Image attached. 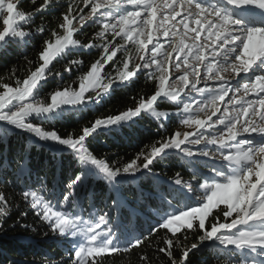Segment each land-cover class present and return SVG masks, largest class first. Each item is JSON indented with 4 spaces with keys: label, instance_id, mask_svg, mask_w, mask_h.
I'll use <instances>...</instances> for the list:
<instances>
[{
    "label": "snow or ice",
    "instance_id": "obj_1",
    "mask_svg": "<svg viewBox=\"0 0 264 264\" xmlns=\"http://www.w3.org/2000/svg\"><path fill=\"white\" fill-rule=\"evenodd\" d=\"M20 2L0 0V47L24 42L32 34L26 27L38 14L42 23L34 31L48 35L36 61H27L35 66L23 78L15 69L7 81L0 78V138L19 130L55 151L69 152L77 163L79 170L59 204L63 210L53 208L35 190L19 193L53 234L69 239L67 264H102L109 257L142 249L160 230H166L163 246L154 251L169 264H190V254L203 246L227 254L225 264H264V0H31V11L21 10ZM55 9L63 10L55 27L46 28L43 14ZM88 27L96 29L91 40L75 38ZM93 49H101L99 57L72 84L61 87L63 75L53 71V61L72 51ZM83 67L82 60L71 59L63 72ZM141 75L154 84L151 94L133 97L134 107L96 118L78 132L62 137L29 119L51 122L66 110L83 111ZM50 77L56 88L38 98ZM162 99L175 102L174 113L156 111ZM201 112L207 113L205 118H200ZM142 113L165 121L174 115L184 130L161 135L131 160L114 165L90 151V139L100 130L130 126ZM166 130L161 121L158 131ZM170 153L188 166L191 176L185 181L177 172L168 179L169 188L159 195L170 210L158 213L148 236L128 233L122 239L109 226L110 211L98 219L90 213L85 219L77 189L87 180H105L117 194L111 207H119V186L138 173L158 176L155 163ZM193 185L201 192L197 206L174 205L176 197L194 191ZM9 206L8 195L0 191V228ZM193 232L200 233L197 242L183 246L181 236L187 241ZM138 260L152 264L146 252Z\"/></svg>",
    "mask_w": 264,
    "mask_h": 264
},
{
    "label": "trees",
    "instance_id": "obj_2",
    "mask_svg": "<svg viewBox=\"0 0 264 264\" xmlns=\"http://www.w3.org/2000/svg\"><path fill=\"white\" fill-rule=\"evenodd\" d=\"M31 0H21L20 9L31 11ZM63 9H55L44 15L43 23L46 28H54L59 12ZM42 23L41 15L35 17L34 23L25 30L32 34L24 42L10 41L0 47V78L8 80V74L15 69L16 76L23 78L29 67L27 61L33 62L41 50L43 40L48 33L40 35L34 29ZM96 29L88 27L75 38L87 43L95 35ZM97 44L102 43L96 40ZM101 49L90 51H72L64 58L53 61V71H60L64 87L77 80L79 75L86 71L92 62L100 55ZM80 59L84 67L79 71L63 72L68 60ZM107 70H112L107 68ZM56 81L51 77L38 98L44 99L48 93L56 88ZM78 87V84H73ZM154 84L145 82L143 75L127 88L118 87L111 91L98 104L90 106L83 111L66 110L63 116L55 121L42 122L31 118L45 130H56L62 137L73 130L79 131L82 125L94 121L96 118L116 115L129 107H134L133 97L139 99L153 92ZM157 112H175V102L162 99L156 105ZM161 121L166 126V131H158ZM180 127L179 120L172 116L168 120L157 119L151 113H142L130 126L117 127L112 130H100L94 139L88 144L90 151L97 158L104 159L110 165L116 162H127L145 146H151L161 135L167 136ZM195 160H205L208 164H214L207 158L196 157ZM195 167L201 172H207L202 163H196ZM78 165L69 152H59L47 144L33 140L30 135L12 131L7 136L0 138V191H4L9 197V212L3 220L0 228V264H67L71 250L68 238L53 234L47 225L43 224L35 212L20 199L22 190H35L52 204L59 206L62 195L69 179L78 172ZM155 172L138 173L135 177H129L119 186V207H111L117 194L111 190L110 185L103 179L91 178L77 189L79 206L84 210L85 219H89L90 213H95L92 219H98L105 211H110L109 226L114 232L121 235L133 233L135 235L148 236L149 229L155 226L159 220L158 213L168 209L159 193L169 188L167 183L170 177L180 172L185 181L190 179L191 173L188 166L174 153H170L154 165ZM195 188V185H193ZM187 203L194 206L191 194L186 197H176L174 205L182 206ZM217 215H222L213 209ZM21 212L25 215L21 216ZM166 230H160L152 235L142 249L129 253H120L102 261V264H140L138 255L147 253L152 264H169L163 254L155 253L157 246L165 237ZM199 232L189 233L187 241L181 236L183 246H190L198 240ZM150 243L151 247L148 246ZM177 257L179 250L174 253ZM227 254H220L215 247L203 246L199 251L190 254V264H225Z\"/></svg>",
    "mask_w": 264,
    "mask_h": 264
},
{
    "label": "rangeland",
    "instance_id": "obj_3",
    "mask_svg": "<svg viewBox=\"0 0 264 264\" xmlns=\"http://www.w3.org/2000/svg\"><path fill=\"white\" fill-rule=\"evenodd\" d=\"M101 42V41H100ZM166 47H167V45H166ZM108 72H111L112 70H107ZM192 95H195V94H192ZM196 99L198 100L199 99V96H196ZM185 100L186 101H188V102H190V99L188 98V97H185ZM198 115L200 116V118H205L206 117V115H207V113H205V112H201V113H198ZM31 118H34V117H30L29 119H31ZM215 119V118H214ZM179 130H184L181 126L178 128ZM178 129H176V130H178ZM14 131H19V130H14ZM19 132H21V131H19ZM27 134V133H26ZM28 135H30V134H28ZM30 136H32V135H30ZM33 137V140H36L37 142H39V143H42V144H46V143H44V142H40V141H38V139L36 138V137H34V136H32ZM47 145H49V144H47ZM50 146V145H49ZM199 147V146H198ZM212 147H214V146H212ZM210 161H212V162H214V163H218L217 161H213V160H210ZM194 188V187H193ZM40 194V193H39ZM191 194V200L194 202V206H197V200H196V197H198V196H200L201 195V192L199 191V190H195V188H194V191L192 192V193H190ZM41 195V194H40ZM52 206H53V208H55V209H57V210H63V209H61V208H59V206L58 205H54V204H52ZM221 207H223V206H221ZM216 211H218V213H220L219 212V210H217V209H215ZM221 215H222V213H220Z\"/></svg>",
    "mask_w": 264,
    "mask_h": 264
},
{
    "label": "bare ground",
    "instance_id": "obj_4",
    "mask_svg": "<svg viewBox=\"0 0 264 264\" xmlns=\"http://www.w3.org/2000/svg\"><path fill=\"white\" fill-rule=\"evenodd\" d=\"M256 19H258V17H256Z\"/></svg>",
    "mask_w": 264,
    "mask_h": 264
}]
</instances>
